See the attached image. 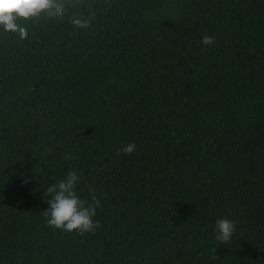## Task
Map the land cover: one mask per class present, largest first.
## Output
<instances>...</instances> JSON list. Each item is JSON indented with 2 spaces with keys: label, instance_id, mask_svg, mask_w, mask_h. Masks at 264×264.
Masks as SVG:
<instances>
[{
  "label": "trees",
  "instance_id": "trees-1",
  "mask_svg": "<svg viewBox=\"0 0 264 264\" xmlns=\"http://www.w3.org/2000/svg\"><path fill=\"white\" fill-rule=\"evenodd\" d=\"M63 2L0 26V264H264V0ZM71 170L94 232L42 214Z\"/></svg>",
  "mask_w": 264,
  "mask_h": 264
},
{
  "label": "clouds",
  "instance_id": "clouds-1",
  "mask_svg": "<svg viewBox=\"0 0 264 264\" xmlns=\"http://www.w3.org/2000/svg\"><path fill=\"white\" fill-rule=\"evenodd\" d=\"M42 14L53 18L63 17L65 15L63 0H0V26H3L7 32L18 33L21 39L27 38L28 33L25 27L17 23V20H33ZM72 23L77 27L88 26V21L80 19H73ZM201 43L206 47L212 46L215 38L205 34ZM135 149L136 144L130 142L120 148L116 155L120 156L122 153L130 155ZM69 158L71 157H65V159ZM78 182L77 172L71 170L65 179L49 185L46 189L45 199L49 207L42 214L50 227L69 233L76 231L84 234L94 232L101 226L99 221L93 219L96 216V208L100 206V201L94 190H90L91 202L81 199L76 193ZM236 227L235 222L230 219L217 220L214 228L215 239L227 245L236 232Z\"/></svg>",
  "mask_w": 264,
  "mask_h": 264
}]
</instances>
